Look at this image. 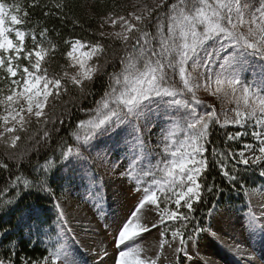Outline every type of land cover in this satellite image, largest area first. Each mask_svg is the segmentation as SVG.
I'll list each match as a JSON object with an SVG mask.
<instances>
[{"label": "snow or ice", "instance_id": "obj_1", "mask_svg": "<svg viewBox=\"0 0 264 264\" xmlns=\"http://www.w3.org/2000/svg\"><path fill=\"white\" fill-rule=\"evenodd\" d=\"M157 8L162 9V14L156 17L154 34L145 23L152 15L151 10L146 15L133 14L131 20L125 16L108 18L113 27L120 26V31L110 35L124 43L134 39L135 44L126 53L120 70L110 75L108 89L96 101L90 118L77 125L78 129H86L84 144L108 135L116 144L130 145L132 159L127 174L130 179H137L132 172L149 155L142 130L160 119L170 124L163 136L160 160L147 171L141 169L144 175L152 177L151 182L147 187L138 188L143 193L142 198L116 227L114 242L118 255L114 264H157L156 259L142 257L143 249L136 245L141 234L150 231L139 216L145 205H154L159 210L160 224L181 221L180 228L172 231L171 236L179 237L180 244H184L182 229L187 225L183 222L192 219L193 205L201 200L200 178L208 167L205 145L213 124L246 127L251 122L250 135L257 144H245L244 148L252 155L245 156L244 151H240L236 154L237 164L264 165V0H172L171 3L160 0ZM20 11L19 6L0 0V73H3L0 83L9 81L0 88V128H3L0 142L8 134L13 148L21 139L16 133L26 131L32 117L37 123L42 118L47 122L45 109L49 98L58 99L67 91L62 82L65 78L79 88L94 78L99 66L89 62L104 52L99 42L90 44L76 39L66 54L75 73L65 71L63 77H50L43 62L56 46L50 44L46 48L37 42L32 32L33 48L26 50L27 33L6 26L8 21L14 26L24 23ZM12 32L15 40L9 35ZM46 32L44 29L41 37ZM133 32L138 35L133 37ZM21 60L27 63L21 64ZM201 88L234 103L232 115L221 113V120L214 108L199 114L197 105L202 101L197 93ZM178 132L182 133V138H178ZM44 135L47 137L48 133ZM74 135L79 141V132ZM242 135L237 133L229 139ZM129 136L132 137L130 142ZM61 155L64 160L73 155L80 160L88 159L79 147L75 152L68 147ZM48 170V167L44 169ZM224 175L229 172L225 171ZM260 175L264 176V170ZM20 180L17 177L12 186L17 187ZM137 183L141 181L137 179ZM23 185L28 188L30 182L23 179ZM170 204H174L175 209L170 208ZM182 207L187 213L181 211ZM248 226L253 232L258 227L264 229L254 215L250 216ZM164 243L167 241L162 240L161 247ZM176 251L181 252L183 248ZM50 256L45 264H80L65 246L58 247Z\"/></svg>", "mask_w": 264, "mask_h": 264}, {"label": "trees", "instance_id": "obj_2", "mask_svg": "<svg viewBox=\"0 0 264 264\" xmlns=\"http://www.w3.org/2000/svg\"><path fill=\"white\" fill-rule=\"evenodd\" d=\"M132 1L135 0H2L21 9L19 15L24 23L20 30L27 33L26 50L33 48L32 32H35L37 42L43 43L46 48H49L50 44L56 46L55 51L50 50L43 62V67L47 69L50 77L59 78L65 71L72 72L66 54L70 50L71 42L76 39L90 44L99 42L104 46V52L91 60L99 68L85 87L79 88L68 80L64 81L67 91L48 109L47 122L41 119L37 123L36 118L31 119L26 131L16 133L21 139L14 148L7 142H0V165H7L0 167V261L11 264H36L42 262L48 254L43 248H33L32 242L25 238L23 231L15 232L14 227L26 209L32 207L40 208L43 213L41 217L46 220L45 225L54 221L53 193L60 194L63 183L59 176L65 161L61 153L76 145L74 133H80L78 123L90 117L96 107V101H99L108 89L110 75L120 70L126 53L130 52L135 44L134 39L124 43L110 35L120 31V26L117 24L113 27L108 19L119 16L132 19L129 11ZM171 2L172 0H169V3ZM161 14L162 9L156 6L152 9L149 20L145 22L148 31L153 34L156 17ZM44 29H47V32L41 37L40 33ZM101 32L105 35L101 36ZM131 35L135 37L138 34L133 32ZM20 62L27 63L24 60ZM2 75L3 73H0V76ZM8 83V80H4L0 83V88ZM236 131L217 124L210 128L208 143L205 145L208 167L200 178L203 185L201 200L193 205L195 211L191 213L192 219L183 222L187 225L182 229L184 240L199 233L216 206L230 202L245 207V190L264 184L256 166L237 164L236 154L242 148L240 144H235L229 139ZM45 132L48 133L47 137ZM22 154L25 155L24 158ZM46 167L49 169L47 172L44 171ZM225 171H228L229 175H224ZM17 177L21 180L17 187H13ZM232 177H235V180ZM23 179L30 182V187H24ZM9 200L12 201L11 204L7 203ZM181 211L187 213L186 208L182 207ZM181 223L177 220L166 225L167 235L180 228ZM185 263L184 258L180 257L176 264Z\"/></svg>", "mask_w": 264, "mask_h": 264}, {"label": "rangeland", "instance_id": "obj_3", "mask_svg": "<svg viewBox=\"0 0 264 264\" xmlns=\"http://www.w3.org/2000/svg\"><path fill=\"white\" fill-rule=\"evenodd\" d=\"M159 3L160 0L132 1L129 5L130 16L132 18L133 14L146 15ZM76 55L78 56L79 53H76ZM69 63H71L70 60ZM89 63L97 65L93 61ZM71 69L70 74H74L76 69L72 67ZM60 77H63V74ZM65 80L67 78L62 82L64 83ZM87 84L88 81L84 83L83 87ZM197 95L202 101L200 105H197L199 114H205L214 108L217 114L221 116V120H223L221 113L232 115L231 110L235 107V104L229 103L226 98L212 95L203 88ZM55 100L52 97L49 98V105L45 109L46 117H48V109ZM33 118L35 117L31 119ZM219 126L237 130L231 136L237 133L243 134L240 138L231 139V141L240 144L242 149L237 153L244 151L245 156L252 155L251 151L244 148L245 144H257L250 135L253 130L251 122L246 127L235 124ZM27 127L28 125H26V129ZM169 128L170 124L165 119H160L149 125L147 129L142 130L146 152L149 155L132 172V175L137 177L141 183H137V179H130L127 174L132 159L130 145L123 142L116 144L108 135L97 137L89 144H84L83 136L86 129H80V140H77V145L73 150L75 152L79 147L88 159L84 161L78 159L75 155L70 156L59 173L61 180L64 179V181L62 193L55 196L57 205H59V215L56 222L57 232L53 241L57 248L60 246L68 247L75 254L80 264H114L115 257L118 255L114 242V237L117 234L116 227L142 198L143 193L138 191V188L147 187L151 182L152 177L144 175L143 171H147L160 160L164 147L163 136L166 134L165 130ZM0 131H3V128H0ZM177 136L182 138V133L178 132ZM127 139L130 142L132 137L129 136ZM3 142L9 143L7 134ZM24 157L25 155L22 154V158ZM248 166H256L259 173L264 170V165L249 164ZM262 177L264 179V176ZM246 198L247 206L245 210L241 206L232 205L230 202L215 208L209 215L208 222L201 234L183 245L180 244L179 237L173 239L171 233L166 235V224L175 221H165L160 224L159 210L154 205H145L149 215L141 223L145 224L150 231L142 233L136 241V245L143 249L142 257L156 259L157 264H175L181 252L186 256L187 264H202L199 261L204 264H264V229L258 227L253 232L248 226L249 218L253 215L257 218L258 225H264V186L254 190H246ZM160 207H164L162 200ZM169 207L175 209L174 204H170ZM144 209L139 213L140 217ZM60 213H63V215H60ZM82 215V220H78V217ZM33 218L36 221L30 220L29 212H27L22 217L19 228L25 230L28 238L32 237L35 240L41 234L46 235L48 231H43L39 227L38 216ZM153 224H156L157 227L153 228ZM236 225L238 231L235 234L240 238V241L233 243L232 238L226 239L225 237V240L228 241L227 247H220V244H217L216 241L218 236L224 234H218L219 231L215 232L217 226L225 229ZM162 232L164 233L163 237L161 236ZM162 240L167 241L163 244V247H161ZM242 242L246 245H253L256 249L255 254L251 255L245 252L241 248ZM230 245L235 248L233 253L228 250ZM213 246L216 248H212ZM94 247L96 249L92 251L90 248ZM178 248H183V251L177 252L176 249ZM145 251L146 255L144 254ZM217 251L222 255L219 259L215 254ZM50 259L51 256L36 264H45V261ZM214 260H216V263L213 262ZM4 264L11 263L4 262Z\"/></svg>", "mask_w": 264, "mask_h": 264}, {"label": "bare ground", "instance_id": "obj_4", "mask_svg": "<svg viewBox=\"0 0 264 264\" xmlns=\"http://www.w3.org/2000/svg\"><path fill=\"white\" fill-rule=\"evenodd\" d=\"M149 215V213H148V211H146V208L142 211V214H141V217H140V221H143L144 219H146V217ZM82 217H83V215L82 216H80V217H78V220L80 219V220H82ZM217 231H219L218 232V234H224L223 236H218V239H217V244H220V247H222V248H224V247H227V243H228V241H226L225 240V237H226V239H228V238H232L233 239V243L234 242H236V241H240V238L239 237H237L236 236V232L238 231V229H237V225L236 226H234V227H230V228H225V229H221L220 228V226H217V228L215 229V232H217ZM241 231V230H240ZM217 235V234H216ZM152 239V238H151ZM99 241H101L100 239H98ZM86 243H88L87 241H86ZM238 243H240V242H238ZM243 244H241L242 245V249L245 251V252H247V253H249V254H251V255H254L255 254V252H256V249L253 247V245H250V244H248V245H246L244 242H242ZM258 244V243H257ZM210 246V245H209ZM259 246H261V245H259ZM97 247V246H96ZM96 247H94V248H90L92 251H94L95 249H96ZM228 247H230L228 250H229V252L230 253H233V251L235 250V248L232 246V245H230V246H228ZM212 248H216L215 246H213ZM145 255H146V251H145V253H144ZM216 255H217V258L219 259L222 255H221V253L219 252V251H217L216 253H215ZM199 262H201L202 264H204L202 261H199ZM214 263H216V260H214L213 261ZM206 264V263H205Z\"/></svg>", "mask_w": 264, "mask_h": 264}]
</instances>
